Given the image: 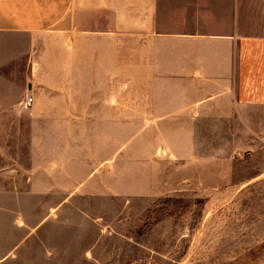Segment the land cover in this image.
Instances as JSON below:
<instances>
[{"label":"rangeland","instance_id":"rangeland-1","mask_svg":"<svg viewBox=\"0 0 264 264\" xmlns=\"http://www.w3.org/2000/svg\"><path fill=\"white\" fill-rule=\"evenodd\" d=\"M13 38L0 264H264V109L181 114L163 38Z\"/></svg>","mask_w":264,"mask_h":264},{"label":"crops","instance_id":"crops-1","mask_svg":"<svg viewBox=\"0 0 264 264\" xmlns=\"http://www.w3.org/2000/svg\"><path fill=\"white\" fill-rule=\"evenodd\" d=\"M43 31L163 38V68L203 86L180 107L194 122L264 109V24L245 0H0V115L11 107L12 59L24 51L13 37Z\"/></svg>","mask_w":264,"mask_h":264}]
</instances>
